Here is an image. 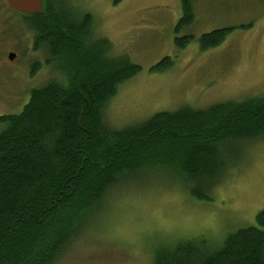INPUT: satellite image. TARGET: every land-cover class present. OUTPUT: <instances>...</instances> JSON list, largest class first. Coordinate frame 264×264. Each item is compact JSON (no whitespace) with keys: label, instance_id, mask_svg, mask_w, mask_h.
Masks as SVG:
<instances>
[{"label":"trees","instance_id":"obj_1","mask_svg":"<svg viewBox=\"0 0 264 264\" xmlns=\"http://www.w3.org/2000/svg\"><path fill=\"white\" fill-rule=\"evenodd\" d=\"M192 2L180 0L176 33L192 24ZM20 16L34 33V49L48 50L60 67L59 78L32 89L19 113L0 116V264H54L106 193L142 174L163 176L210 201L235 144L264 139V93L206 109L182 106L109 129L104 109L139 67L109 56L112 46L95 37L91 15L73 13L62 0H44L41 14ZM231 30L202 34L200 48L216 47ZM191 39L174 42L183 48ZM171 64L164 58L155 69ZM152 264H264V208L255 226L219 244L197 237L159 246Z\"/></svg>","mask_w":264,"mask_h":264},{"label":"rangeland","instance_id":"obj_2","mask_svg":"<svg viewBox=\"0 0 264 264\" xmlns=\"http://www.w3.org/2000/svg\"><path fill=\"white\" fill-rule=\"evenodd\" d=\"M62 1L75 14L91 15L95 37L112 46L109 56L123 55L139 67L104 109L111 130L182 106L206 109L264 93V0H193V22L179 33L180 0ZM23 20L0 0V116L19 113L32 89L59 78L60 63L48 50L34 49V33ZM221 28L232 30L202 50L200 36ZM186 35L192 39L183 48L175 45V37ZM164 58L172 64L156 70ZM227 155L210 201L157 174L118 182L54 264H152L159 246L197 237L219 244L255 226L264 208V139L237 143Z\"/></svg>","mask_w":264,"mask_h":264},{"label":"water","instance_id":"obj_3","mask_svg":"<svg viewBox=\"0 0 264 264\" xmlns=\"http://www.w3.org/2000/svg\"><path fill=\"white\" fill-rule=\"evenodd\" d=\"M7 7L20 15L31 16L43 12L44 0H4ZM14 53L8 54V59L12 61Z\"/></svg>","mask_w":264,"mask_h":264}]
</instances>
